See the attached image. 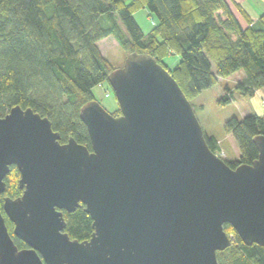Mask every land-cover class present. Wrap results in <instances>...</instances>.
<instances>
[{
  "label": "water",
  "instance_id": "1",
  "mask_svg": "<svg viewBox=\"0 0 264 264\" xmlns=\"http://www.w3.org/2000/svg\"><path fill=\"white\" fill-rule=\"evenodd\" d=\"M121 112L94 99L81 108L92 148L60 142L52 122L16 105L0 117V195L12 165L21 196L0 209V264H220L233 243L264 246V135L259 155L233 168L205 130L170 71L149 53L130 52L108 76ZM81 205L89 239H72L63 210Z\"/></svg>",
  "mask_w": 264,
  "mask_h": 264
},
{
  "label": "trees",
  "instance_id": "2",
  "mask_svg": "<svg viewBox=\"0 0 264 264\" xmlns=\"http://www.w3.org/2000/svg\"><path fill=\"white\" fill-rule=\"evenodd\" d=\"M140 9H148L156 19L147 32L135 18ZM110 36L127 53L155 57L190 101L239 71L245 74L236 84L242 95L264 92V12L253 19L237 0H0V117L16 105L31 107L50 119L61 143L72 136L91 149L80 112L84 104L97 100L94 88L108 82L117 68L98 44ZM170 56L178 58L173 66L167 61ZM224 89L222 104L234 99V89ZM120 112L118 108L113 114ZM224 129L239 149V158L225 160L233 168L253 163L259 155L254 139L264 135V115H233L225 120ZM205 137L220 154L219 138L206 131ZM20 177L12 165L0 209L16 245L25 248L28 245L15 236L3 208L6 196L22 195ZM63 213L65 231L72 239L92 236L93 219L84 205ZM224 228L235 238L217 252L220 264H264V246L247 245L228 223Z\"/></svg>",
  "mask_w": 264,
  "mask_h": 264
},
{
  "label": "rangeland",
  "instance_id": "3",
  "mask_svg": "<svg viewBox=\"0 0 264 264\" xmlns=\"http://www.w3.org/2000/svg\"><path fill=\"white\" fill-rule=\"evenodd\" d=\"M239 1L254 19H258L264 12V0ZM258 5H260V9ZM135 18L145 32L149 31L154 26L153 20H156L148 9H140L135 12ZM98 44L102 53L109 59L113 66H123L128 53L118 44L115 37L110 36L101 39ZM177 59L176 56H170L167 61L173 66L178 61ZM244 75V71L234 73L229 79L221 80L215 86L203 90L191 101L196 116L204 130L223 138L225 149L221 150L220 155L227 161H232L231 159H233L234 154L238 151V145L234 137L225 131L224 122L233 115L239 116L240 113H243L244 108L247 107V102H244L245 99H249L253 103V96H244L236 88V84L239 80L244 78ZM225 84L234 89V100L222 104L219 102V98L225 93ZM94 93L97 100L109 112L113 113L118 110L119 105L117 98L108 82L95 87ZM225 155L227 156L225 157ZM230 235L233 236L234 242V235Z\"/></svg>",
  "mask_w": 264,
  "mask_h": 264
},
{
  "label": "crops",
  "instance_id": "4",
  "mask_svg": "<svg viewBox=\"0 0 264 264\" xmlns=\"http://www.w3.org/2000/svg\"><path fill=\"white\" fill-rule=\"evenodd\" d=\"M238 2H240L239 0H237ZM259 9H260V5H258ZM253 18V17H252ZM254 19V18H253ZM241 72V71H239ZM231 76H229L228 78H220L219 82L221 80H226V79H229ZM241 81V80H239ZM218 82V83H219ZM226 86V84L224 85V87ZM234 100V99H233ZM263 100H264V92L262 90H257L255 92V94L253 95V103L249 100V99H245L244 102L246 101L247 102V107L244 108L243 110V113H240L239 114V117H244L245 115L247 114H250V113H258L260 115H264V105H263ZM208 132V131H206ZM209 134L211 135H215L218 137V135L212 133V132H208ZM219 140H220V143L222 145V150L225 149L224 147V144H223V138L222 137H218ZM226 154V153H225ZM228 155V154H227ZM225 155V157L227 156ZM237 158H239V149L238 151L236 152V154H234V157L233 159L231 160H236Z\"/></svg>",
  "mask_w": 264,
  "mask_h": 264
},
{
  "label": "built area",
  "instance_id": "5",
  "mask_svg": "<svg viewBox=\"0 0 264 264\" xmlns=\"http://www.w3.org/2000/svg\"><path fill=\"white\" fill-rule=\"evenodd\" d=\"M263 104H264V100H263Z\"/></svg>",
  "mask_w": 264,
  "mask_h": 264
}]
</instances>
